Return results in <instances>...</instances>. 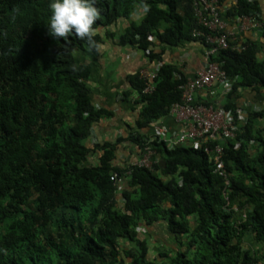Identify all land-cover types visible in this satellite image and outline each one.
<instances>
[{"label": "trees", "instance_id": "1", "mask_svg": "<svg viewBox=\"0 0 264 264\" xmlns=\"http://www.w3.org/2000/svg\"><path fill=\"white\" fill-rule=\"evenodd\" d=\"M218 1L222 6L224 0ZM47 4L0 0V264H264V135L252 124L264 110L248 112L236 137L221 142L227 184L202 146L170 148L138 130L180 99L186 77L162 62L161 53L182 41L203 43L192 34L201 27L193 0H96L100 13L91 44L74 34L53 38ZM136 5L145 7L144 15L129 22L117 43L136 45L150 61H161L154 88L144 93L139 74L127 76L125 94L135 103L136 92L141 105L136 129L94 144L100 154L91 164L85 140L112 111L91 104V67L74 51L95 49L96 30L129 18ZM250 14L259 17L257 0H235L222 17ZM260 31L264 36V25ZM261 49L258 40L239 47L229 41L213 57L232 80L228 97L248 87L264 98ZM223 108L235 113L231 103ZM122 142L141 152L149 146L158 157L152 169L115 165ZM113 172L125 177L120 190L109 178ZM159 221L177 244L150 257L141 235ZM246 240L251 244L244 246Z\"/></svg>", "mask_w": 264, "mask_h": 264}, {"label": "crops", "instance_id": "2", "mask_svg": "<svg viewBox=\"0 0 264 264\" xmlns=\"http://www.w3.org/2000/svg\"><path fill=\"white\" fill-rule=\"evenodd\" d=\"M234 1L224 0L222 2L223 10L228 8ZM257 1L260 6V19L264 24V0ZM130 21L125 18H119L113 24L105 27L101 26L96 30L100 35V41L97 43L95 49L85 47L83 50L74 51V56L78 62L89 64L91 67L89 77L86 80V84L90 89L91 104L95 108L104 107L112 111L110 116L101 118L97 123L92 125L90 135L85 140V144L91 148L87 158L88 163L91 164L97 162L100 154L94 147V144L104 140H114L119 135L125 137L127 136V130L131 129L130 127L136 129V119L141 105L136 102V92L135 103L134 95L125 94L129 90L128 75L138 73L142 67L155 68L162 61L175 65L186 78H190L205 63L203 45L197 40L182 41L176 46L163 47L161 61H150L146 53L136 45L118 44L117 39L119 34ZM226 24V30L231 32L229 41L233 46L239 47L246 39L258 40L262 47L258 56L259 58L264 57V36L261 34L259 27L239 30L237 20L231 17L227 18ZM118 28L122 30L119 31ZM152 41L155 42L153 49L159 51L162 46L155 38ZM229 91L217 83L209 87L197 89L194 95L196 101L212 103L215 107H223L226 103H231L235 111L242 109L246 117L248 112L264 110V98L257 91L248 87H238L228 97ZM252 124L254 129H259L261 134L264 135V114L253 116ZM181 127L182 123L167 112V114L138 130L149 137L160 133L163 136L171 137ZM254 144L256 143H251L250 145L255 147L256 145ZM141 153L140 148L136 144L122 142L116 150L113 163L115 165L126 166L139 158ZM120 178V184L123 186L125 177L122 176ZM141 229L145 231L143 226ZM147 231L148 235L153 236V242L157 241V238L163 239L165 237L170 239L171 237L166 232L161 221L147 226ZM248 244H251V242L248 241ZM250 247L254 249L258 245L252 244Z\"/></svg>", "mask_w": 264, "mask_h": 264}, {"label": "built area", "instance_id": "3", "mask_svg": "<svg viewBox=\"0 0 264 264\" xmlns=\"http://www.w3.org/2000/svg\"><path fill=\"white\" fill-rule=\"evenodd\" d=\"M193 10L201 27L193 29L192 34L203 39L205 63L192 77L186 78L179 85L180 99L169 106L168 113L182 123L180 130L171 137L163 136L162 133L155 137L164 141L170 148L181 144L202 146L213 159L214 171L226 179L221 142L236 137L241 125L245 122L246 115L242 109H237L233 113L230 109L215 107L212 103L198 102L195 100L194 93L197 89L217 83L225 90L231 89L232 80L219 63L213 60L220 49L229 46L231 32L226 30V20L222 17L224 10L218 0H193ZM259 17L251 14L236 17L238 29L262 27L264 24ZM150 38L153 39V37ZM158 68L159 66L152 69L142 67L139 70V77L144 81L142 92L148 93L153 90V80ZM153 138L154 136L149 140ZM154 154L153 150L146 145L141 156L131 164L152 169L153 162L157 160ZM109 178L118 189H121V178L117 172H113ZM225 183H228L227 179Z\"/></svg>", "mask_w": 264, "mask_h": 264}, {"label": "clouds", "instance_id": "4", "mask_svg": "<svg viewBox=\"0 0 264 264\" xmlns=\"http://www.w3.org/2000/svg\"><path fill=\"white\" fill-rule=\"evenodd\" d=\"M47 7L46 26L53 38L74 34L92 43V25L100 13L96 0H48Z\"/></svg>", "mask_w": 264, "mask_h": 264}, {"label": "rangeland", "instance_id": "5", "mask_svg": "<svg viewBox=\"0 0 264 264\" xmlns=\"http://www.w3.org/2000/svg\"><path fill=\"white\" fill-rule=\"evenodd\" d=\"M144 10H145V7L144 6L137 5L136 8L134 9V11L132 12L131 17L125 18V19H127L129 21L132 20L134 22L139 23L140 20L143 17V14H144L143 11ZM135 18H136V20H135ZM118 29H119V31L122 30L120 28H118ZM118 205H120V201L119 200H118ZM140 231H142L141 228H140ZM142 234L143 235H141V237H145V239H147V242L149 244L150 250H149L148 255L150 257H153V256L156 257L158 255V251H161V250H168L169 251V249H172L173 246L177 244V242L175 240L173 241V239L171 237H170V239L165 238V237L163 239L162 238H160V239L157 238L156 239L157 241H154L153 242V236L152 235H150V234L148 235V233H146V232H143ZM181 240H184V238H181ZM244 244L246 246H248V241H244Z\"/></svg>", "mask_w": 264, "mask_h": 264}]
</instances>
